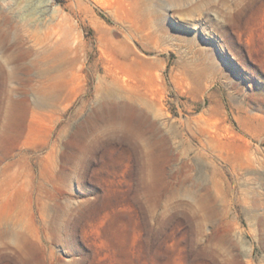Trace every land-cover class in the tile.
Listing matches in <instances>:
<instances>
[{
    "label": "rangeland",
    "instance_id": "374dc122",
    "mask_svg": "<svg viewBox=\"0 0 264 264\" xmlns=\"http://www.w3.org/2000/svg\"><path fill=\"white\" fill-rule=\"evenodd\" d=\"M174 4L0 0V264H264V0Z\"/></svg>",
    "mask_w": 264,
    "mask_h": 264
},
{
    "label": "bare ground",
    "instance_id": "6f19581e",
    "mask_svg": "<svg viewBox=\"0 0 264 264\" xmlns=\"http://www.w3.org/2000/svg\"><path fill=\"white\" fill-rule=\"evenodd\" d=\"M172 3H175L174 5H172L174 8L173 9H175V10H177L178 8H176L178 5H176V1L177 0H170ZM179 4V3H178ZM172 10V9H171ZM249 161V160H248ZM252 161V160H251ZM29 187V186H28Z\"/></svg>",
    "mask_w": 264,
    "mask_h": 264
}]
</instances>
